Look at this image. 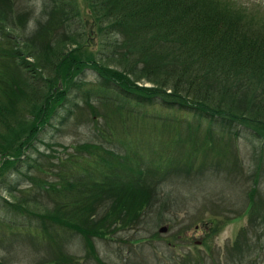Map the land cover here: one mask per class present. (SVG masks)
I'll return each instance as SVG.
<instances>
[{
	"label": "trees",
	"instance_id": "obj_1",
	"mask_svg": "<svg viewBox=\"0 0 264 264\" xmlns=\"http://www.w3.org/2000/svg\"><path fill=\"white\" fill-rule=\"evenodd\" d=\"M28 1L0 0V35L8 45L0 43V206L9 207L22 221L0 218V226L35 223L40 229L35 235L42 239L70 231L93 249L90 239L106 237L110 224H138L157 192L141 181L147 170L134 168L133 176L117 177L114 165L122 162L97 143H87L85 152L104 161L106 173L102 168L76 173L74 179L50 183V190L49 182L24 170L30 159L40 166L32 150L41 130L66 101L68 88L85 82L81 76L92 56L82 50V28H74L79 33L67 30L81 13L89 16L100 36L113 37L104 59L120 68L96 61L91 65L100 88L118 102L159 103L196 113L209 125H244L264 139V15L256 12L259 6L247 7L241 0H44L42 12L49 14L48 22L21 42L10 37V30L28 26L35 13ZM50 25L63 30L51 31ZM51 72L55 75L45 79L43 74ZM142 79L151 86L137 84ZM56 80L64 87L53 90ZM187 123L186 130L199 128ZM177 141L168 136V142ZM14 175L31 186L19 188L9 181ZM251 191L249 202L254 193L261 195L256 187ZM254 212L253 206L248 220L253 232L259 224ZM247 229L239 231L235 249L246 248ZM63 252L56 261L38 264L81 263L64 248Z\"/></svg>",
	"mask_w": 264,
	"mask_h": 264
},
{
	"label": "rangeland",
	"instance_id": "obj_2",
	"mask_svg": "<svg viewBox=\"0 0 264 264\" xmlns=\"http://www.w3.org/2000/svg\"><path fill=\"white\" fill-rule=\"evenodd\" d=\"M241 1L247 7L259 6L256 12L264 15V0ZM28 3L35 10L28 26L10 30V37L21 42L49 20V14L42 12L44 0ZM80 15L83 20L76 16L67 30L75 31L76 26L83 30L79 37L82 50L92 56L81 76L85 82L68 88L66 101L56 108L50 125L41 130L37 148L32 150L40 166L30 159V166L25 164L24 170L34 179L49 182L46 188L50 189V183L61 184L64 178L74 179L76 173L104 167V161L85 152L87 143H97L110 148L114 153L111 158L122 162L114 165L117 177L127 173L133 176L134 168L147 170L141 181L157 188V192L145 211L141 209L143 216L138 224H110L105 227L106 237L90 239L93 249L89 241L70 231L42 239L35 235L40 231L35 223L0 226V264L56 261L63 255V248L80 264H100L96 257L104 264H264V139L244 125L230 129L209 125L196 113L159 103L118 102L107 89L100 88L91 65L96 61L120 68L113 60L104 59V53L111 52L109 42L113 37L100 36L95 26L90 31L89 16ZM49 29L63 30L51 25ZM1 42L2 47L8 46L0 35ZM48 75L55 72L43 74L45 79ZM138 84L151 86L144 79ZM58 86L57 80L53 82V90ZM187 121L198 126L197 131L186 130ZM168 136L178 141L168 142ZM9 181L19 188L31 186L21 176H11ZM253 187L262 196L254 193L249 202ZM253 206L259 221L254 232L248 226ZM5 217L19 221L9 207L1 205L0 218ZM161 226H166L164 232L158 231ZM243 228H248L247 249H235L236 237ZM87 253L95 257L86 260L91 258Z\"/></svg>",
	"mask_w": 264,
	"mask_h": 264
},
{
	"label": "water",
	"instance_id": "obj_3",
	"mask_svg": "<svg viewBox=\"0 0 264 264\" xmlns=\"http://www.w3.org/2000/svg\"><path fill=\"white\" fill-rule=\"evenodd\" d=\"M159 230H160V231H165V230H166V227H165V226H162V227H160Z\"/></svg>",
	"mask_w": 264,
	"mask_h": 264
}]
</instances>
